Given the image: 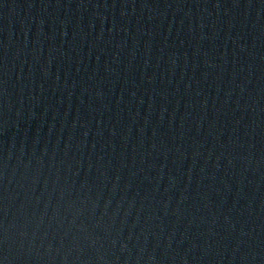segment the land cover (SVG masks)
Wrapping results in <instances>:
<instances>
[{
  "label": "water",
  "instance_id": "obj_1",
  "mask_svg": "<svg viewBox=\"0 0 264 264\" xmlns=\"http://www.w3.org/2000/svg\"><path fill=\"white\" fill-rule=\"evenodd\" d=\"M0 264H264V0H0Z\"/></svg>",
  "mask_w": 264,
  "mask_h": 264
}]
</instances>
